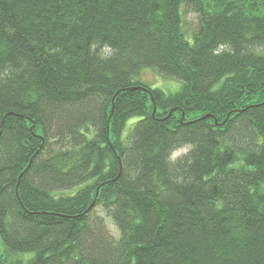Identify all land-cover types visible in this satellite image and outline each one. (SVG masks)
Instances as JSON below:
<instances>
[{
  "label": "trees",
  "instance_id": "16d2710c",
  "mask_svg": "<svg viewBox=\"0 0 264 264\" xmlns=\"http://www.w3.org/2000/svg\"><path fill=\"white\" fill-rule=\"evenodd\" d=\"M263 182L264 0H0V264H264Z\"/></svg>",
  "mask_w": 264,
  "mask_h": 264
},
{
  "label": "rangeland",
  "instance_id": "374dc122",
  "mask_svg": "<svg viewBox=\"0 0 264 264\" xmlns=\"http://www.w3.org/2000/svg\"><path fill=\"white\" fill-rule=\"evenodd\" d=\"M185 20L184 25L186 28L191 27V25L194 24V17L195 15L190 12L188 9H185ZM108 51V50H105ZM139 78L141 81H144L153 87H159L164 90L166 93H171L172 91H176L179 86L182 85V81L175 78V77H169L165 76L163 74H160L155 69L149 66L142 67L139 72ZM195 114L189 115L188 117H193ZM188 147L180 148L179 150L175 151L172 155V158H176L179 155L183 154L185 151H187ZM261 188L264 189V182L261 184ZM110 227H113L112 225H109Z\"/></svg>",
  "mask_w": 264,
  "mask_h": 264
},
{
  "label": "water",
  "instance_id": "95a60500",
  "mask_svg": "<svg viewBox=\"0 0 264 264\" xmlns=\"http://www.w3.org/2000/svg\"><path fill=\"white\" fill-rule=\"evenodd\" d=\"M175 109H176V108H171V109L169 110V113L173 112ZM155 110H156V107L154 106V107H153V113H152V115H154ZM209 116H210V114H206V115H202L200 118H205V117H209ZM215 120H216V119H215Z\"/></svg>",
  "mask_w": 264,
  "mask_h": 264
}]
</instances>
